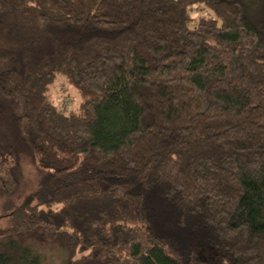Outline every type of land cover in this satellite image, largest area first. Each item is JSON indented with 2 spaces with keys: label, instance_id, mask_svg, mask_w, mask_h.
Instances as JSON below:
<instances>
[{
  "label": "trees",
  "instance_id": "obj_1",
  "mask_svg": "<svg viewBox=\"0 0 264 264\" xmlns=\"http://www.w3.org/2000/svg\"><path fill=\"white\" fill-rule=\"evenodd\" d=\"M0 195V264H264V0H0Z\"/></svg>",
  "mask_w": 264,
  "mask_h": 264
},
{
  "label": "rangeland",
  "instance_id": "obj_2",
  "mask_svg": "<svg viewBox=\"0 0 264 264\" xmlns=\"http://www.w3.org/2000/svg\"><path fill=\"white\" fill-rule=\"evenodd\" d=\"M198 4L192 5L190 8V12L195 14H209L208 11L204 8H198ZM197 8V9H196ZM196 9V10H195ZM50 98L54 101H59L62 104H67L68 106H75L79 102V95L75 88L68 86L66 82L61 78L58 77L56 81L53 83L50 91ZM35 178V170L30 164H26L24 166V177H23V184L22 189L20 192L24 194L27 192L32 185V182ZM16 200V197L13 198ZM7 202V198L3 195H0V214L2 213L5 205ZM11 222L8 218H1L0 219V227L9 226ZM40 251L44 252L46 255V260L49 263H58L60 261V257L62 252L60 249L54 246H46L45 248L39 249Z\"/></svg>",
  "mask_w": 264,
  "mask_h": 264
}]
</instances>
